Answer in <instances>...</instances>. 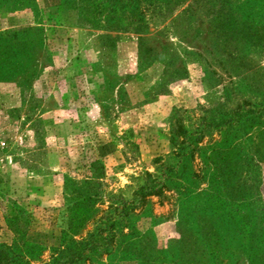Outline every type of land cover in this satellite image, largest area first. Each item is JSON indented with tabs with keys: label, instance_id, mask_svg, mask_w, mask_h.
<instances>
[{
	"label": "rangeland",
	"instance_id": "obj_1",
	"mask_svg": "<svg viewBox=\"0 0 264 264\" xmlns=\"http://www.w3.org/2000/svg\"><path fill=\"white\" fill-rule=\"evenodd\" d=\"M98 1L0 0V245L14 264L69 255L144 173L174 164L178 111L190 130L210 126L198 151L77 264H264V162L251 168L247 145L214 128L237 105L264 106V0H186L142 40L108 28ZM257 115L244 123L255 143ZM94 160L102 200L66 209L65 178L89 176Z\"/></svg>",
	"mask_w": 264,
	"mask_h": 264
},
{
	"label": "trees",
	"instance_id": "obj_2",
	"mask_svg": "<svg viewBox=\"0 0 264 264\" xmlns=\"http://www.w3.org/2000/svg\"><path fill=\"white\" fill-rule=\"evenodd\" d=\"M90 1V0H86ZM96 1V0H91ZM186 0H99L98 5L101 6L102 10L105 11L103 21L106 23L108 28H116L117 30H130L134 35L142 40L147 33L149 28L155 29L168 15L170 10L174 7L179 6ZM91 3V2H90ZM261 109H254L249 107L241 108L238 105L230 110V112L222 115L218 124L214 128L217 129V134L224 135L226 132L233 131V138L239 140V142L247 145V150L250 152V158L248 160L251 163V168L256 167L255 163L264 162V129L259 130L258 138L259 142H253L250 135L247 134V126L244 123L247 120H254L259 117ZM249 116V118H248ZM184 117L178 114V111L173 112V116L169 119V127L167 130V137L169 146L171 149L170 156L176 159L174 164H167L160 168L161 173L159 176H153L149 173L142 175L143 182L131 195L129 202H119L117 205L112 204L108 206L107 212L99 218L101 222L94 228V234H87V240H80L74 242L73 245L75 250L65 257L59 256L50 264H77L81 260L82 254L86 251H92L97 247L106 248L115 238L123 226V223L128 218L133 210L143 206L147 197L163 196L165 191H169L173 185L171 182L172 173H176L184 166L185 160H189L192 157L194 151H198L197 144L201 141L202 137L205 136L210 126L207 128H194L190 130V127L184 123ZM262 140V141H261ZM260 148L261 151H260ZM251 170V169H250ZM87 172L89 176L84 177L81 180H74L65 178L64 189L68 191V200L70 207L76 206H87L92 207L94 203L102 200L98 187L103 177V166L98 160L87 165ZM237 175V174H236ZM255 176L249 179L247 184L246 193L248 196L249 208L255 203V192L257 181L254 179ZM179 187V185H177ZM259 207V206H258ZM257 210V209H256ZM258 214H263L264 206L257 210ZM251 213V212H250ZM93 214V211L86 210L79 215L73 214L74 218L89 219ZM258 217H260L258 215ZM7 226L14 232V237L17 236L19 231V224L16 216H11L7 219ZM253 230V231H252ZM245 233L250 234L251 237L257 238L258 231L263 230L262 228L252 229ZM13 237V238H14ZM63 257V258H61ZM0 264H14L11 255L8 252V247L0 245Z\"/></svg>",
	"mask_w": 264,
	"mask_h": 264
}]
</instances>
